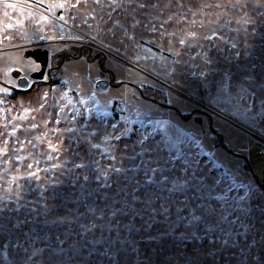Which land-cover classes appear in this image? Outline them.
I'll return each instance as SVG.
<instances>
[{
	"label": "rangeland",
	"instance_id": "1",
	"mask_svg": "<svg viewBox=\"0 0 264 264\" xmlns=\"http://www.w3.org/2000/svg\"><path fill=\"white\" fill-rule=\"evenodd\" d=\"M159 3L151 24L138 17L125 36L114 23L127 26L125 15L107 0H0L1 81L19 87L18 76L36 70L28 48H48L57 65L89 45L106 53L117 81L164 91L183 110L125 82L97 89L102 57L85 58L86 49L52 70L51 83L18 91L0 82V264H264V187L242 157L222 151L208 115H190L212 110L224 142L255 165L264 7Z\"/></svg>",
	"mask_w": 264,
	"mask_h": 264
},
{
	"label": "water",
	"instance_id": "2",
	"mask_svg": "<svg viewBox=\"0 0 264 264\" xmlns=\"http://www.w3.org/2000/svg\"><path fill=\"white\" fill-rule=\"evenodd\" d=\"M93 48H94L93 46H89L88 45V49H89V53L88 54H91ZM82 53H83V46H81L80 51L78 52V54L66 53L61 58L60 62L57 65L49 66L50 51H49L48 48L42 47V46H37V47H34V48H28V49L25 50L24 55L26 57H32L37 63L40 64V68L32 71L31 72V75H30L31 77H33L35 79V81L31 82L30 81V77L24 75V76H20L19 79H18V85H19V87L10 86L9 84H7L6 82L1 81V80H0V82L3 83L4 85H8L9 87H11L13 89L18 90V91H30L38 83H51V81H52V70H55V69L59 68L62 65V63L65 61V59L67 57L78 58V57H80L82 55ZM99 55H103L104 57H106V53L104 51L100 50L96 55H94V58H96ZM104 62L105 61L103 60L100 63V67L101 68H103ZM46 74L48 75V78L47 79L44 78ZM115 78H116V74H115L114 71H112V78L110 80L98 79L95 82L96 88L99 89V90H103V89H106L109 85L118 86V85H121L122 83L125 82V83H128L130 85L135 86L139 90V92L142 95V97L147 98V99H151L153 101H156L160 105H162L163 107L173 108L180 115H183L182 111L177 106H175L173 104L161 102L156 97H152V96L146 95L144 93L142 87L139 84L135 83L134 81L120 80V81H117V82L113 83V81L115 80ZM196 111L208 115L209 120H210V122H209V128L211 129V131L213 133H215L216 135L219 136L220 144L222 145V147L225 148L228 152H230V153H232V154H234L236 156H239V157L244 158L246 160V163L248 165V168L253 173L256 182L260 186H263L264 187V184H263V182H264V174H263L262 177H260L259 174L255 171V167L253 166V164L251 162L250 156L247 155V154H244L242 152L235 151L234 149H232L231 147H229L224 142V135H223V133L220 132V131H218V130H216L214 128V126H213V119H214L213 118V115H214V112L212 110L208 109V108H205V107H198V108H194L191 111L190 115L193 112H196ZM185 117H188V116H185Z\"/></svg>",
	"mask_w": 264,
	"mask_h": 264
},
{
	"label": "snow or ice",
	"instance_id": "3",
	"mask_svg": "<svg viewBox=\"0 0 264 264\" xmlns=\"http://www.w3.org/2000/svg\"><path fill=\"white\" fill-rule=\"evenodd\" d=\"M101 0H94V3L99 4ZM244 0H236L237 4L243 3ZM108 6L112 8V11H116L117 9H121L125 15V23H121L119 19L114 21L115 25H118L121 29H123V33L125 36H128V30L132 29L135 30L137 29L141 23L142 20L139 19L138 17H142L145 20H147L148 24L152 23V20L149 18L150 13L153 10H159L160 8V3L159 0H107ZM179 3V0H178ZM8 7L15 8V5H7ZM115 6V7H113ZM219 6V5H217ZM257 6L258 7H264V0H257ZM58 7L63 8L64 5L60 4ZM208 7H211V5H208ZM112 13L109 12L108 16L111 19ZM62 19V17H61ZM8 27H11V25H8ZM147 27V25H145ZM162 27V25H161ZM156 26L153 24L152 28L150 31H156ZM194 35V33L192 34ZM129 39H134V37L129 36ZM181 43H184L183 40L180 41ZM93 147H99V145H93ZM82 165H78L80 167ZM34 175V173H33Z\"/></svg>",
	"mask_w": 264,
	"mask_h": 264
},
{
	"label": "flooded vegetation",
	"instance_id": "4",
	"mask_svg": "<svg viewBox=\"0 0 264 264\" xmlns=\"http://www.w3.org/2000/svg\"><path fill=\"white\" fill-rule=\"evenodd\" d=\"M81 46H83V51H84V49H86L85 58L90 59L89 56L91 55V56H93L92 58L95 59V58H94V55H96V54L99 52V50H94V48H93L91 54H88V53H89L88 46H86L87 48H85L84 45H81ZM99 56H101L102 59L98 62V67H99L100 71H99V76H98L97 79H106V80H110V79L112 78V71L115 72V70H114L111 66H109V65L106 63V57H107V56H106V57H104L103 55H99ZM99 56H98V57H99ZM103 60H104L105 62H104L103 68H101V67H100V63H101ZM37 64H38V67H37L36 69H39V68H40V64H39V63H37ZM49 66H54V65L51 63V55H50ZM30 74H31V72H30ZM115 74H116V72H115ZM29 76H30V75H28V77H29ZM52 76H53V75H52ZM44 78L47 79V78H48V75L46 74ZM18 79H19V76H18V78H17V81H18ZM30 81L33 82V81H35V79L30 77ZM115 82H117V79H116V78H115V80L113 81V83H115ZM109 86H113V85H109ZM8 87H9V86H8Z\"/></svg>",
	"mask_w": 264,
	"mask_h": 264
},
{
	"label": "bare ground",
	"instance_id": "5",
	"mask_svg": "<svg viewBox=\"0 0 264 264\" xmlns=\"http://www.w3.org/2000/svg\"><path fill=\"white\" fill-rule=\"evenodd\" d=\"M248 144L252 154L259 157L254 167L259 176L262 177L264 174V143L258 142L255 136H251Z\"/></svg>",
	"mask_w": 264,
	"mask_h": 264
},
{
	"label": "trees",
	"instance_id": "6",
	"mask_svg": "<svg viewBox=\"0 0 264 264\" xmlns=\"http://www.w3.org/2000/svg\"><path fill=\"white\" fill-rule=\"evenodd\" d=\"M53 64V63H52ZM139 84V83H138ZM142 88H143V90L146 88V86L147 87H149V85H144V84H139ZM130 87H133V86H131V85H129ZM137 89V88H136ZM145 91V90H144ZM138 92V94H139V96H141L142 97V95L140 94V92L139 91H137ZM145 94H147V92L145 91ZM148 95V94H147ZM156 98H160V99H163L164 100V102L165 103H169V99H168V95H167V93H165L164 91H163V93H162V95H156ZM183 99V98H182ZM162 108H164V107H162ZM197 108V107H196ZM169 109V108H168ZM181 109V111H183L182 110V108H180ZM193 109V108H192ZM192 109H190V111L192 110ZM213 118L215 119L216 117H215V115H213ZM208 129H209V131H211V129L209 128V126H208ZM214 135H216V134H214ZM216 136H218V135H216ZM219 137V136H218ZM219 147L222 149V151L223 152H225V153H227L229 156L231 155V156H234V155H232L231 153H229L225 148H223L222 147V145L220 144V142H219ZM216 153H217V155H219V157L221 158V156H220V152L218 151H215ZM240 159H242L243 161H245L246 162V160L244 159V158H240ZM231 170V169H230ZM248 173L252 176V172H251V170L248 168ZM247 173V174H248ZM234 174H235V176H237L238 178H240V179H242L243 178V176L241 175V174H238L236 171L234 172ZM245 178V177H244ZM245 181H247V183H250V180L248 179V177H246L245 179H244Z\"/></svg>",
	"mask_w": 264,
	"mask_h": 264
},
{
	"label": "built area",
	"instance_id": "7",
	"mask_svg": "<svg viewBox=\"0 0 264 264\" xmlns=\"http://www.w3.org/2000/svg\"><path fill=\"white\" fill-rule=\"evenodd\" d=\"M73 94H76L75 92H72ZM125 101L124 100H119V101H116L115 105H114V111L116 113L120 112L123 107L125 106Z\"/></svg>",
	"mask_w": 264,
	"mask_h": 264
}]
</instances>
